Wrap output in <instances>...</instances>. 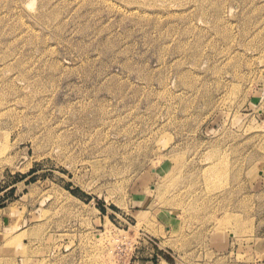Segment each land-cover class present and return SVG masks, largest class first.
Segmentation results:
<instances>
[{
    "label": "rangeland",
    "instance_id": "1",
    "mask_svg": "<svg viewBox=\"0 0 264 264\" xmlns=\"http://www.w3.org/2000/svg\"><path fill=\"white\" fill-rule=\"evenodd\" d=\"M0 264H264V0H0Z\"/></svg>",
    "mask_w": 264,
    "mask_h": 264
}]
</instances>
